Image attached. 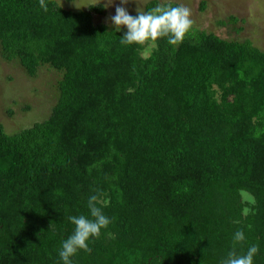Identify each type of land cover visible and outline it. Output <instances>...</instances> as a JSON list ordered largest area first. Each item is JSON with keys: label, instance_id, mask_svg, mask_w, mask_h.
<instances>
[{"label": "trees", "instance_id": "1", "mask_svg": "<svg viewBox=\"0 0 264 264\" xmlns=\"http://www.w3.org/2000/svg\"><path fill=\"white\" fill-rule=\"evenodd\" d=\"M105 13L0 0L2 59L61 74L46 120L0 124V264H62L93 194L111 223L73 264H220L252 244L264 264V51L194 27L176 46L122 45L126 27L94 23Z\"/></svg>", "mask_w": 264, "mask_h": 264}, {"label": "rangeland", "instance_id": "2", "mask_svg": "<svg viewBox=\"0 0 264 264\" xmlns=\"http://www.w3.org/2000/svg\"><path fill=\"white\" fill-rule=\"evenodd\" d=\"M65 10L83 11L86 0H55ZM152 0H129L121 5L120 0L109 4L104 16L93 15L95 24L114 28L111 16L116 6H124L130 15L143 11ZM161 3H177L190 9L192 27L212 33L222 39L250 41L264 51V0H158ZM112 0H103L104 4ZM74 3L77 5L75 7ZM204 7V8H202ZM235 17L238 23L230 19ZM151 47L143 52L148 57ZM61 74L49 67L39 69L30 78L17 61L8 62L0 56V124L5 131L14 134L35 123L46 120L57 101V84Z\"/></svg>", "mask_w": 264, "mask_h": 264}, {"label": "clouds", "instance_id": "3", "mask_svg": "<svg viewBox=\"0 0 264 264\" xmlns=\"http://www.w3.org/2000/svg\"><path fill=\"white\" fill-rule=\"evenodd\" d=\"M129 0H120L121 5H127ZM111 3L104 4L103 0H86L83 6L75 7L95 8L97 6L107 7ZM41 7H44V0H41ZM115 32L126 31L120 37L122 45L144 46L146 43L155 42L160 38H167V43L176 46L181 43L191 31L193 21L190 9L182 4L161 3L148 11L137 8L135 16L130 15L124 6H116L115 14L110 18ZM239 197L245 206L241 210L242 216H247L253 210L256 201L255 197L245 189L239 190ZM107 201L100 204L97 195L88 197V215H69L68 220L74 225L71 235L61 241L58 250L59 261L62 264H73L72 257L78 250H88L92 238H98L102 229H107L111 220L103 212V206ZM100 205V206H98ZM238 223L239 221H235ZM232 240L238 243L245 240L243 231L233 233ZM258 253L255 244L250 245L246 252L237 254L229 251L226 257L220 260V264H254V257Z\"/></svg>", "mask_w": 264, "mask_h": 264}]
</instances>
